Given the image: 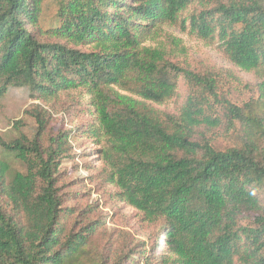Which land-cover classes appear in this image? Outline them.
<instances>
[{"label": "trees", "instance_id": "1", "mask_svg": "<svg viewBox=\"0 0 264 264\" xmlns=\"http://www.w3.org/2000/svg\"><path fill=\"white\" fill-rule=\"evenodd\" d=\"M46 1L0 0V99L39 102L31 134L0 137L23 168L0 157V264H264V0H55L52 15ZM175 25L251 74L255 95L232 103ZM41 103L70 128L54 132ZM68 161L144 240L80 206L91 190Z\"/></svg>", "mask_w": 264, "mask_h": 264}, {"label": "rangeland", "instance_id": "2", "mask_svg": "<svg viewBox=\"0 0 264 264\" xmlns=\"http://www.w3.org/2000/svg\"><path fill=\"white\" fill-rule=\"evenodd\" d=\"M47 15H52L56 10L55 0H47L44 4ZM165 31L173 37L177 44H181L187 50V62H190L194 68L200 71H207L208 73L217 75V79L221 83L224 92L228 94L232 103L240 106L245 103L249 98L255 95V78L251 74H247L239 71L230 65L224 58V56L218 51L216 45L213 43H206L203 40L197 39L196 36L190 34L188 30H181L178 26H170ZM171 45V50H174V46ZM180 59V58H177ZM232 76H231V75ZM39 104L38 101H30L27 96L20 92H9L5 97L0 99V137L9 140L17 138L20 134H31L34 128L33 121L25 115L24 111L29 110L33 105ZM42 104V103H41ZM173 100L169 103L168 107L173 108ZM53 117L51 126L53 131L56 132L59 129H68L69 119L63 115V107L59 104H52L46 106L42 104ZM15 122H20L21 125H15ZM92 150L91 145L74 149L73 152L77 154H83L86 156L87 152ZM0 157L3 158L11 166V172L23 171L19 161L13 154L3 152L0 148ZM92 159V155L88 156L85 160ZM82 161L78 157L76 164H80ZM93 166L96 162H90ZM75 163L68 161L63 164V168L66 170L69 180L75 179L79 182L78 192L82 193L87 190H91L89 194L83 197V201L80 202V206L83 204H97L96 214L101 216H108L106 218L105 227L107 230H115L119 235H124V232H131L136 241L144 240L146 236L137 233L140 232L139 228L134 225L136 213L124 206L117 207L109 206L103 199H100L98 194L94 192V187L89 182L90 173L85 171L82 167H74ZM81 165V164H80ZM75 168L77 170H75ZM84 185V186H82ZM136 230V231H135Z\"/></svg>", "mask_w": 264, "mask_h": 264}]
</instances>
